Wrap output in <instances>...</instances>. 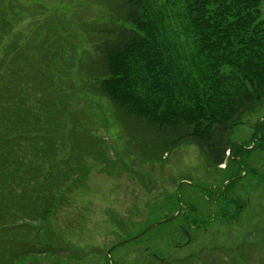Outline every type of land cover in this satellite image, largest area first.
I'll use <instances>...</instances> for the list:
<instances>
[{"label":"rangeland","instance_id":"obj_1","mask_svg":"<svg viewBox=\"0 0 264 264\" xmlns=\"http://www.w3.org/2000/svg\"><path fill=\"white\" fill-rule=\"evenodd\" d=\"M122 1L0 0V18L9 22L0 28V58L11 41L12 65L42 67L36 80H52L51 90L36 91L47 93V102L34 112L43 123L49 118L48 130H57L56 168L75 167V154L86 171L46 223L51 243L64 250L25 255L16 264H264V237L257 243L264 222V151L252 152L242 165L234 158L227 167L214 166L195 143L186 142L151 158L154 134L131 118L121 119L106 98L94 94L85 70L101 69L98 40L108 38L102 31L115 23ZM150 2L164 16L169 35H182L181 0ZM180 39L188 54L192 38ZM22 55L25 63L17 59ZM263 117L264 108L242 115L229 142L248 150ZM237 175L225 199L241 202L234 216L236 207L221 198L215 202L210 191L219 192ZM178 202L187 211L160 223L177 211Z\"/></svg>","mask_w":264,"mask_h":264},{"label":"trees","instance_id":"obj_2","mask_svg":"<svg viewBox=\"0 0 264 264\" xmlns=\"http://www.w3.org/2000/svg\"><path fill=\"white\" fill-rule=\"evenodd\" d=\"M122 2L115 23L102 31L108 38L98 40L101 69L85 71L93 78L94 94L106 98L121 119L131 118L154 134L151 158L186 142L195 143L214 166L227 167L234 158L242 165L252 152L264 151V117L254 127L248 150L228 139L242 115L264 108V0H181L179 36L169 35L164 16L150 0ZM0 21V28L9 24ZM181 36L192 38L188 54ZM9 42L0 58V264L64 250L51 243L46 223L85 171L75 154V167L56 168L57 130H48L49 118L43 123L34 112L47 102V93L36 91L44 86L51 90L52 80L42 73L44 80H36V69L42 67L12 65ZM22 57L17 59L23 62ZM126 131L134 130L126 126ZM240 175L217 192L218 199L236 207L234 216L241 212V202L225 199ZM210 195L214 198V190ZM189 216L183 217L191 221ZM257 230L259 243L264 222Z\"/></svg>","mask_w":264,"mask_h":264},{"label":"water","instance_id":"obj_3","mask_svg":"<svg viewBox=\"0 0 264 264\" xmlns=\"http://www.w3.org/2000/svg\"><path fill=\"white\" fill-rule=\"evenodd\" d=\"M180 210H181V207L178 208L177 212L173 216L163 219L160 223L174 219L176 217V215L180 212ZM149 228L150 227H148L147 229H145V231H147ZM145 231H143V232H145ZM188 241H189V237H188Z\"/></svg>","mask_w":264,"mask_h":264},{"label":"flooded vegetation","instance_id":"obj_4","mask_svg":"<svg viewBox=\"0 0 264 264\" xmlns=\"http://www.w3.org/2000/svg\"><path fill=\"white\" fill-rule=\"evenodd\" d=\"M218 197H219V193H216V190H214V201L215 202L217 201Z\"/></svg>","mask_w":264,"mask_h":264}]
</instances>
